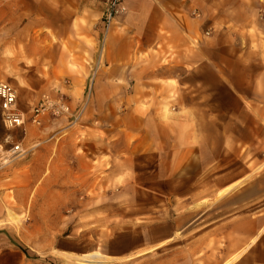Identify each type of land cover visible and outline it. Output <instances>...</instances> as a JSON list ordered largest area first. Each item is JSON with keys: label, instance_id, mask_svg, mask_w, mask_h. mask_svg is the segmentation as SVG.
<instances>
[{"label": "crops", "instance_id": "crops-1", "mask_svg": "<svg viewBox=\"0 0 264 264\" xmlns=\"http://www.w3.org/2000/svg\"><path fill=\"white\" fill-rule=\"evenodd\" d=\"M106 1L8 0L0 15L6 11L15 46L22 38L29 40L25 46L40 41L41 61L50 67L46 79H65V90H74L72 113L83 110L99 156L134 159L137 168L150 165L152 184L166 185L181 202L204 189L217 195L231 188L228 195H217L213 215L207 209L194 218L183 216L181 230L170 225L166 241L139 256L183 231L184 245L162 264H264V197H256L255 177L240 184L264 165L256 157L255 107L241 102L245 92L250 94L245 89L252 87V77L247 75L243 87L224 77V32L217 25L216 62L222 73L215 75V103H210L201 81L207 46L196 38L202 22L191 19L196 0H125L126 13L107 32L101 21ZM221 15L223 22V8ZM64 46L78 56L87 50L82 74L67 67ZM230 50H239L234 37ZM146 236L153 240L160 234ZM52 262L0 227V264Z\"/></svg>", "mask_w": 264, "mask_h": 264}, {"label": "rangeland", "instance_id": "rangeland-1", "mask_svg": "<svg viewBox=\"0 0 264 264\" xmlns=\"http://www.w3.org/2000/svg\"><path fill=\"white\" fill-rule=\"evenodd\" d=\"M201 2L196 0L193 5L191 19L202 22L196 38L202 41V46H207L208 61L201 73V81L207 89L202 90H208V101L215 103L211 91L216 90L215 75L222 73L216 62V30L220 26L218 28L224 32V77L238 87L246 84L247 75L252 77V87L245 89L250 90V94L245 92L241 102L249 100L255 107L256 157L264 160V0ZM7 4L8 0H0L1 8L6 9ZM4 12L0 15V82L15 88L18 107L26 119L23 128L6 130L0 117V215L2 221L6 220L8 210L22 221L20 229L6 227V230L16 242L46 255L47 261L52 260L53 264L64 263L57 255L59 252L77 255L92 251L121 258L106 264H157L158 259L162 264L170 253L184 245L183 231L173 234L170 241L156 250L138 254L166 241L170 225L177 229L182 227L183 216L194 218L207 209L208 214L213 215L217 210L214 206L217 195L204 189L192 195L188 202H181L166 185L152 184V175L146 172L150 165L137 168L134 159L99 156L89 141L92 134L85 128L83 110L76 122L70 116H47L39 127L33 126L29 117L43 95L62 99L72 112L74 90H65V79H46L50 67L41 61L40 41H36V47H31L25 46L24 42L29 40L22 38L15 46L13 32L9 38ZM233 37L239 47L236 53L230 50ZM80 41L91 46L84 38ZM192 45L197 49L198 44L193 41ZM64 51L69 56L67 67L82 74L88 66L87 50L79 56V51L66 46ZM165 84L175 86L173 82ZM224 90L231 87L225 86ZM166 106L167 113L170 108ZM17 144L24 154L7 159L8 152ZM262 174L264 165L257 167L255 176L240 183L255 177L257 198L264 197ZM153 231L160 236L151 240L146 235Z\"/></svg>", "mask_w": 264, "mask_h": 264}, {"label": "built area", "instance_id": "built-area-1", "mask_svg": "<svg viewBox=\"0 0 264 264\" xmlns=\"http://www.w3.org/2000/svg\"><path fill=\"white\" fill-rule=\"evenodd\" d=\"M125 0H107L101 15L104 30L107 32L113 22L119 16L126 13ZM82 112L72 115L69 106L60 98L43 95L38 103L32 108L29 121L33 126L39 127L47 116L62 118L70 116L76 122L80 119ZM0 117L6 130L23 128L26 119L17 104V92L15 88L7 83L0 82ZM7 159L15 158L24 154L20 144L14 145L8 152Z\"/></svg>", "mask_w": 264, "mask_h": 264}, {"label": "bare ground", "instance_id": "bare-ground-1", "mask_svg": "<svg viewBox=\"0 0 264 264\" xmlns=\"http://www.w3.org/2000/svg\"><path fill=\"white\" fill-rule=\"evenodd\" d=\"M230 191H231V188L225 189L224 191L217 194L218 198H221L222 196L224 197V195H226ZM5 212H6V220L4 219L3 221L2 220L0 221V227L6 226V227L13 228L16 230L20 229V225L22 223V221L20 222V218L14 213H12L11 211L7 210ZM59 253L57 255L63 258V261H64L63 264H106L109 261H118L119 259H121V258L115 259L113 257L105 256L98 251H92L89 253H81L77 255L59 254Z\"/></svg>", "mask_w": 264, "mask_h": 264}]
</instances>
